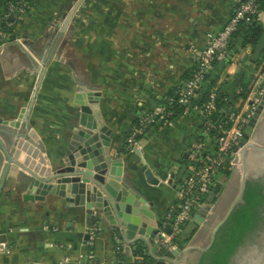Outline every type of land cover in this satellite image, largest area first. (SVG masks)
Returning a JSON list of instances; mask_svg holds the SVG:
<instances>
[{
    "label": "crops",
    "instance_id": "0c3cea01",
    "mask_svg": "<svg viewBox=\"0 0 264 264\" xmlns=\"http://www.w3.org/2000/svg\"><path fill=\"white\" fill-rule=\"evenodd\" d=\"M238 1L31 0L30 11L11 36L0 35V119L10 123L0 124V139L11 151L18 137L26 141L30 149L23 152L25 159L38 150L35 160L31 158L35 168L65 175L86 172L92 164L94 177L113 178L99 132L81 124L82 107L76 103L78 96L88 102V92H99V120L110 130V156L122 159L120 182L136 193L133 197L125 191V199L152 203L155 221L142 217L147 229L112 225L96 209L77 204L71 184L65 195L50 192L42 200H32L27 184L32 178L19 168L9 172L0 196V240L5 241L0 264H143L144 259L133 253L137 241L146 245L147 264H157L178 248L182 253L176 262L167 264H188L195 256L200 264V249L212 242L216 217L232 195L230 187L217 200L213 187L198 212L205 217L200 227L195 219L183 226L187 236L196 229L188 244L167 233L180 207L178 192L189 175L190 153L199 137V108L160 121L136 148L130 149L126 138L145 113L171 108L168 95L192 74L194 52L223 29ZM2 10L0 0V17ZM261 11L258 23L264 29ZM243 33L232 40L220 85L239 73L250 85L255 80L264 84V31L246 48L238 45ZM4 164L0 147V172ZM147 173L158 184L150 182ZM86 189L95 199L98 187L88 183ZM157 221L162 222L159 230ZM152 229L158 235L140 239Z\"/></svg>",
    "mask_w": 264,
    "mask_h": 264
},
{
    "label": "built area",
    "instance_id": "2783aa9c",
    "mask_svg": "<svg viewBox=\"0 0 264 264\" xmlns=\"http://www.w3.org/2000/svg\"><path fill=\"white\" fill-rule=\"evenodd\" d=\"M1 1L3 2L0 17L2 29H12L31 8V0ZM262 1H238L234 13L223 29L210 39L204 49L194 52L192 75L182 79L174 96L168 99L169 107L183 109L181 115H187L193 107L199 108L202 129V133L190 153L189 175L178 192L180 207L172 218V237L177 238L182 232L183 226L194 219L195 213L203 209L207 203L208 195L212 193L220 175L224 172L237 170L235 158L244 148L241 145L243 138L245 135L251 136L248 129H253L251 127L252 119L264 97L262 83L255 80L249 86L247 98L239 99L234 105H229L223 120L214 118V115L221 111L217 104L220 87L215 85L208 89L206 83L207 76L215 64L230 62L229 51L233 35L242 26L261 21L260 6ZM0 35L3 38L8 37L5 30H2ZM203 89L206 99L201 104H194L202 95ZM172 117H174V112L166 106L145 113L140 117L138 125L131 128L126 139L128 147L136 148L140 136L160 121L169 120ZM211 136L214 137L213 141H211ZM163 236L164 239L166 235Z\"/></svg>",
    "mask_w": 264,
    "mask_h": 264
},
{
    "label": "water",
    "instance_id": "95a60500",
    "mask_svg": "<svg viewBox=\"0 0 264 264\" xmlns=\"http://www.w3.org/2000/svg\"><path fill=\"white\" fill-rule=\"evenodd\" d=\"M252 25L255 26L256 23L254 22ZM221 65L223 67L226 66L224 63ZM201 93H205V90L203 89ZM83 98V96H78L79 101H76V103L82 107L81 124L96 133L99 132V137L102 140L101 143L103 146L104 160L108 165L107 172L108 175L113 178L103 180L101 177H94V173L89 171L92 169V164L88 165L89 168L86 172L81 173L80 171H76L65 175L54 174L52 170L49 171L45 167L35 168V165H33L34 162H32L31 158L35 160L39 154L38 150H35L32 154H30L32 156L31 158L28 157L25 159L23 152H26L29 148V144L26 141H23L18 137V140H20L16 141L15 148L13 151H11L7 149L6 145L0 139V147L5 157V164L2 171L0 172V196L5 187L9 172L21 168L24 171H27L32 178L29 183L27 182V184L30 185V198L32 200H42L44 196L50 192L57 195H65L63 192H65L67 188L66 185L71 184L70 192L75 198V202L77 204L85 205L88 210L96 209V212H100L105 217H107L112 225L124 226L128 224H135L143 227V229H147L148 224L145 221H142V217L155 221L154 213H152L149 209V207H152V203L145 201L141 202L139 199H132L129 201L125 199V191L133 197H136V193L130 189L128 185L123 183V181L120 182L123 174L122 159H113L110 156V130L103 124L101 120H99L101 119L98 104L100 100V93L88 92L86 94V99L88 102L82 101ZM93 113L95 114L96 119L93 117ZM0 124L9 125L10 123L0 119ZM12 125H14V123H12ZM251 127H256L251 139L250 136L245 135L241 143L244 148L235 158V167L244 170L240 194L232 205L225 219L215 229L210 246L207 249H200V251L203 253L211 249L221 227L229 220L238 205L243 202L244 191L248 181V172L253 173L256 177V180H261L259 177L264 175V97L261 105L256 111L254 118L252 119ZM136 152H138L137 149ZM100 171L101 175H103L104 171L102 169H100ZM147 177L148 180L153 184H158L157 180L153 179L152 181V176L150 173H147ZM52 182H56V186L53 185ZM88 183H93L98 187V191L95 194V199L93 198L92 191H88L86 189V185ZM261 217L262 221L260 222L261 224L258 230L264 226V205ZM194 219L195 225L197 227H200L205 221V217L199 213L194 214ZM156 224L158 227L157 230H159L162 227V222L157 221ZM157 230H147L146 237H140V239L148 241L149 237L151 238L158 235ZM167 233L168 235H172L171 227L168 229ZM253 235L254 233L249 235L246 239H250ZM3 243H5V241L0 240V252L5 250ZM248 248L246 247L245 251H243V253L241 252L242 256H240V252L237 253L236 259L238 264H264V253H262L261 250L252 251L250 250L251 248ZM192 249L193 248L191 247L186 248L184 251L185 254ZM181 253L182 249L179 248L169 251L167 253L168 258L158 261L157 264L174 263L176 262L175 259ZM245 254L246 258L244 259Z\"/></svg>",
    "mask_w": 264,
    "mask_h": 264
},
{
    "label": "trees",
    "instance_id": "16d2710c",
    "mask_svg": "<svg viewBox=\"0 0 264 264\" xmlns=\"http://www.w3.org/2000/svg\"><path fill=\"white\" fill-rule=\"evenodd\" d=\"M260 9L264 10V0L261 3ZM4 30L8 31L6 28ZM241 30L244 31V33L238 38V45L240 44L242 48L256 44L262 38L264 31L262 25L259 23H256L255 26L252 24L244 25L233 35L232 40L241 32ZM262 59H264V56ZM228 63L229 62H226L224 64L228 65ZM224 70L225 67H223L221 63L214 65V68L207 76L206 86L208 89L214 87L221 81ZM191 75L192 74H189L186 78H189ZM249 86V80L241 73L233 79L221 83L217 100L218 107L221 111L214 115L215 120L225 119V111H228L230 103L234 105L239 99L247 98ZM175 90L176 89H174L168 96H174ZM205 99L206 95H201L200 100L195 101L194 104H201ZM170 110L174 112V117L183 112V109L179 107H171ZM138 123L139 121L134 125L136 126ZM201 133L202 129L200 127L199 135ZM145 134L146 133H144V135ZM142 136H140L138 140L141 139ZM213 139L214 137L211 138V141H213ZM224 174L227 176L229 173L224 172ZM263 205L264 182L262 180L247 181L243 202L238 205L229 220L221 227L211 249L202 254L200 264H230L231 259L234 257L239 247L243 245L245 239L259 228L261 224L260 222L262 221L261 214ZM195 232L196 229H193L188 236L185 235L184 232H181L177 239L178 241L181 240L184 245H186L189 243ZM133 253L134 256H140L144 259L145 263L143 264H147L148 261H150L146 254V245H144L143 241H137L134 243Z\"/></svg>",
    "mask_w": 264,
    "mask_h": 264
},
{
    "label": "rangeland",
    "instance_id": "374dc122",
    "mask_svg": "<svg viewBox=\"0 0 264 264\" xmlns=\"http://www.w3.org/2000/svg\"><path fill=\"white\" fill-rule=\"evenodd\" d=\"M30 11V9L27 11V13ZM26 13V14H27ZM22 20V19H21ZM20 20V21H21ZM20 21H17V23L15 25H17L18 23H20ZM16 27V26H15ZM15 27L12 28V30H8V35L11 36L13 30L15 29ZM2 28V27H1ZM4 30V28H3ZM217 86H220V82L217 84ZM263 87H264V84H263ZM261 120V118H260ZM259 124V123H258ZM257 124V126H258ZM256 127H254L253 129H248V131H250V138L252 137L253 133H254V130H255ZM229 176L225 175V174H221L220 175V182H222V180H224L223 183L219 184L218 181L216 182V195H215V198L214 200H217L219 199L220 195L222 194V192L227 189L228 187H230L232 189V195L227 198V200L224 202V205L222 207V212L223 213H219L216 217V220H215V225L214 226H218L224 219L225 217L227 216L229 210L231 209L232 205L234 204V202L236 201V199L238 198L239 194H240V190H241V181H242V174L238 173L237 171H230L228 172ZM226 178V179H225ZM228 181H230L228 183ZM248 181H256V177L253 173H250L248 172ZM228 183V184H227ZM211 194H209L208 196H210ZM241 204V203H240ZM204 209V208H203ZM203 209H201L200 211H203ZM199 211V212H200ZM196 257L194 259H192L188 264H196Z\"/></svg>",
    "mask_w": 264,
    "mask_h": 264
},
{
    "label": "flooded vegetation",
    "instance_id": "af4514ba",
    "mask_svg": "<svg viewBox=\"0 0 264 264\" xmlns=\"http://www.w3.org/2000/svg\"><path fill=\"white\" fill-rule=\"evenodd\" d=\"M259 178H261V180L264 182V175H261ZM246 247L250 250H256L259 251L261 250L262 253H264V226L261 227V229H257L254 232V235L250 238V239H246V241L244 242V244L239 247V249L237 250L236 254L234 255V257L231 259V263L230 264H238L237 259H236V255L237 253L240 252V256L241 252L243 253V251H245ZM249 255V254H247ZM246 258V254L244 256V259Z\"/></svg>",
    "mask_w": 264,
    "mask_h": 264
},
{
    "label": "bare ground",
    "instance_id": "6f19581e",
    "mask_svg": "<svg viewBox=\"0 0 264 264\" xmlns=\"http://www.w3.org/2000/svg\"><path fill=\"white\" fill-rule=\"evenodd\" d=\"M238 173H240V174H242L243 175V173H244V170H242V169H239V168H237V170H236Z\"/></svg>",
    "mask_w": 264,
    "mask_h": 264
}]
</instances>
